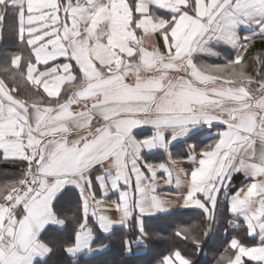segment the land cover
<instances>
[{
	"label": "snow or ice",
	"instance_id": "1",
	"mask_svg": "<svg viewBox=\"0 0 264 264\" xmlns=\"http://www.w3.org/2000/svg\"><path fill=\"white\" fill-rule=\"evenodd\" d=\"M257 37L264 0H0V162L21 165L0 180V264L92 251L97 229H134L125 253L162 238L144 217L170 206L158 188L173 173L182 206L201 209L207 225L175 231L193 255L223 197L229 224L259 241L232 236L215 264H264V50L249 55ZM218 46L236 55L197 59L219 56ZM201 125L221 130L174 157L173 141ZM155 149L163 162L148 158ZM237 173L249 182L225 195ZM68 224L70 238L45 239ZM193 255L173 248L156 264H195Z\"/></svg>",
	"mask_w": 264,
	"mask_h": 264
},
{
	"label": "trees",
	"instance_id": "2",
	"mask_svg": "<svg viewBox=\"0 0 264 264\" xmlns=\"http://www.w3.org/2000/svg\"><path fill=\"white\" fill-rule=\"evenodd\" d=\"M3 42L0 41V50ZM9 51H15V48H9ZM264 50V40L256 38L252 41L251 52L249 55L254 56L256 53ZM210 62V61H209ZM213 62V61H212ZM215 62V60H214ZM251 63V61H249ZM21 92H24V87L21 85ZM21 171L20 164H11L0 162V180L18 175ZM77 193L73 192L71 199L63 205L65 213H71L74 210V203L77 199ZM225 204V203H224ZM230 213L226 206L221 202L217 210V218L213 225V230L209 237L204 241L202 249L197 250L193 255L194 246L191 241H185L180 237L175 236V231L180 227H191L195 231L203 230L207 225L202 215V211L194 209H186L172 212L166 215L157 217H149L145 219V225L150 233L159 234L160 239L155 236L142 241L137 246L132 247V253H125L122 248V238L127 235L131 237L134 229L117 228L110 235H104L99 229L96 230V243L109 244L108 249L102 254L94 256L81 255L77 258L70 257L64 253L62 249L57 248L44 262L37 264H156V261L162 255L173 248H179L183 252L193 255L195 264H215L218 255L226 247L227 241L232 236H238L245 240L246 243H254L243 229H235L230 224ZM94 223V221H92ZM72 225L68 224L64 229L58 230L51 227L46 240L53 239L60 241L70 238ZM139 248L145 249L143 253H136Z\"/></svg>",
	"mask_w": 264,
	"mask_h": 264
},
{
	"label": "crops",
	"instance_id": "3",
	"mask_svg": "<svg viewBox=\"0 0 264 264\" xmlns=\"http://www.w3.org/2000/svg\"><path fill=\"white\" fill-rule=\"evenodd\" d=\"M241 34L242 35H249L250 33L242 32ZM216 51L220 53L219 56L199 55L197 57V59L199 61L204 62V63H213L214 64V63H222V62H224L225 59L230 58V57H234L236 55V50L231 48V47H228V46H218L216 48ZM214 60H215V62H214ZM200 128L202 129V131H198L197 135L195 137H192L191 139L184 138V140L179 141V142L173 141V144L171 146V151H172L174 157L178 156L181 152L186 153L187 152V144H189V143L195 144V143L199 142L200 147H203L204 145L211 143V140L216 137V133L221 130V127L218 125H213L211 127H209L208 125H201ZM194 131H197V130H194ZM150 133H151V128H146L145 134H150ZM148 158L153 163H160V162H163L167 157H166V154L163 152L162 149H155V150H153L152 153H150L148 155ZM184 166L187 167L188 165L185 164ZM158 175H160V173H158ZM173 177H174V179H173L172 184H170V185L161 184L160 188H158V192L161 195H163L165 199H167L171 202L170 206L163 211L155 213L152 216L144 217V222H145V219L149 218V217H157V216L166 215V214H169L172 212L186 210V209H194V210L202 211L201 209H198V208H185L182 206L183 201L180 197V195H181L180 192H182V189H178L176 184H175V173H173ZM247 182H249V181L247 180V178L242 173H237L233 177L231 188L225 192V195H230L232 191H235V189L241 187L244 183H247ZM110 195H111L112 199H116V196H114L112 194H110ZM221 202L223 203V205H225L224 201H223V197L221 198ZM230 215H231V219H230V221H231L233 219V216L231 213H230ZM52 227H54V226H52ZM116 227L118 228L119 226H116ZM54 228H56V227H54ZM58 230H62V229H58ZM102 233H104V232H102ZM110 234L111 233H104V235H110ZM250 239L252 241L258 242L259 236H256L255 239H253V237H250ZM140 243H142V242H140ZM140 243L133 244V246H137ZM104 244L107 245V247H105L102 251H96L95 249L98 248L99 246L93 245L92 251L84 252V253H81V254H78L75 256H70V255L69 256L73 257V258H77V257L84 255V254L86 256H94L96 254H102V253H104V251H106L108 249V246H109V244H107V243H104ZM136 251H137L136 253H143V252H145V249L139 248ZM49 256L45 257V259L43 261L38 260L37 263L46 261V259Z\"/></svg>",
	"mask_w": 264,
	"mask_h": 264
}]
</instances>
